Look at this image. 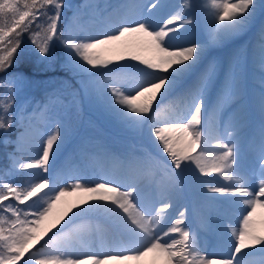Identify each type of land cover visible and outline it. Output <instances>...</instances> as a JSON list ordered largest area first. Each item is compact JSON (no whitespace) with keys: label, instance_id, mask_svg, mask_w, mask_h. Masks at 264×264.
<instances>
[{"label":"snow or ice","instance_id":"snow-or-ice-1","mask_svg":"<svg viewBox=\"0 0 264 264\" xmlns=\"http://www.w3.org/2000/svg\"><path fill=\"white\" fill-rule=\"evenodd\" d=\"M72 7L67 0H0V132L21 129L9 167L0 172V264H141L150 256L151 264H256L253 257L264 256V234L254 224L264 211V32L253 56L260 71L259 140L240 172L234 165H244L241 125L221 123L218 112L226 100L239 98L242 77L234 68L218 79L205 53L264 16V0H179L170 14L162 0H137L114 11L86 0L66 18ZM26 41L44 62L62 47L84 93L105 113L146 132L156 157L130 160L119 175L101 169L86 177L78 166L54 174L67 123L47 104L30 116L23 105L13 110L23 81L10 70ZM128 81L131 87L124 86ZM213 134L217 151L209 153ZM153 162L168 179L154 180L155 194L144 198L138 174ZM20 173L25 182H14ZM181 177L203 199L237 212L235 225L217 229L227 254H209L201 245L188 209L178 206ZM70 196L81 199L55 215ZM99 218L113 226L110 244Z\"/></svg>","mask_w":264,"mask_h":264},{"label":"rangeland","instance_id":"rangeland-1","mask_svg":"<svg viewBox=\"0 0 264 264\" xmlns=\"http://www.w3.org/2000/svg\"><path fill=\"white\" fill-rule=\"evenodd\" d=\"M67 2L73 7L66 9L65 15L66 18H71L73 9L78 5L84 4L86 0H67ZM90 2L97 4L100 8L110 6L108 10L114 11L116 10V6L132 4L137 2V0H90ZM200 2L202 3L203 0H200ZM162 3L169 5L164 12L165 14H170L172 6L179 3V0H162ZM262 23L260 25V39L258 38V40H254L250 38V36H247L245 38H240L235 42H229L226 40L223 44L219 45V48L213 46L215 53L213 57H211V63L215 64L217 67V78L223 80L224 72H226V75H229L234 68H237L241 74V68L239 69L241 58L245 56L244 58L247 63L250 49L256 50L261 43V34L264 32V22ZM199 34L198 30L197 35ZM232 46L233 51L228 52L227 49L232 48ZM57 47L63 50L59 45H57ZM142 55L145 58H150L152 53L145 51ZM228 55L231 57L230 62L227 59ZM252 55L254 56V54ZM63 57L65 70L62 71V73L49 72V76L43 77L36 76L39 72L33 73L32 76L25 75L22 72L15 73L22 78L23 83L16 94L13 110L15 111L17 107L23 105L25 115L30 116L34 109H40L46 104L51 105L57 116L65 121L69 127L68 138L53 164L54 174L59 173L63 169L78 166L81 167L83 171L85 169L87 170V172L84 173L85 176H91L93 171L101 170L102 164L106 169H109L113 174H116L117 167L122 164V169L119 173L121 174L126 171V164L132 160V151L133 156L139 160H144L149 155L156 157V149L150 142L147 133L139 132L130 128L123 122L105 113L96 103H94L90 95L84 93L79 83L80 77L77 73L70 71L66 66L64 50ZM250 66L252 69L249 67L250 71L248 70L247 74L245 72V76L243 75L244 77L242 78V83L244 82V87L242 86L240 94L242 97L239 96L240 98L233 102H231L232 99L226 100L218 112V119L221 123H228L234 120V122L236 121V123L241 125L240 136H243L244 140L241 142L240 147L244 157V164L247 159L253 155L252 144L253 142L258 143L260 127V112L257 103V96L260 87L258 83L260 71L254 65ZM132 85L133 82L128 81L124 86L131 87ZM249 86H252L253 88H249ZM247 89L250 91H247ZM212 90L213 92L216 91L215 89H210L209 92ZM4 91V88L0 87V96H3ZM237 110L239 111L238 114ZM235 113L237 115H235ZM37 124L42 130L45 129V125L39 123V121H37ZM20 131V128L14 127L7 133L0 132V172H3L9 167L8 157L14 150V142ZM113 136H115V140L112 139ZM210 138L208 139L210 145L207 143V150L209 153H213L217 151V149L214 148V139L216 140L215 134L210 136ZM112 140L115 141L113 146L123 151V153L120 154L121 156L114 157L111 154L113 151ZM240 165L241 161L238 160L237 164L234 165V168H239L242 171ZM145 169H147V171L140 176L139 179L141 180L139 181L148 185L147 182L150 180V183L152 184L151 178L160 174L159 171H161V169L155 162L142 170ZM25 176L26 174L20 173L12 177V179L16 183H24ZM202 179L206 178L202 177ZM162 180L167 182L166 176H163ZM218 182L221 184L227 183L219 178ZM179 185L182 189V193L184 189L186 191L185 197L188 198V200H185L183 207L188 209L192 229H195V220L199 215L200 219L208 218L210 221L209 228L203 227L202 230H200L201 236H198L200 243L201 240L208 242L210 236L214 237L218 234V231H216L218 227L223 226L227 219L233 218L232 216H237L232 205L217 203L210 200H204V202L202 200L200 203L197 196L201 199H203V197L200 195V192L189 183V180L186 177H181L179 179ZM146 187L147 186L143 188V192H145L144 190ZM191 198H193V200H191ZM225 199L226 197L217 196L218 201ZM63 202L64 204L61 203V205H58L55 210V215L68 205L67 202L65 203V200ZM196 204H201V206L196 209L194 207ZM234 213H236V215H234ZM209 214L211 217H209ZM254 224L257 231L260 234H264V219H254ZM109 230L108 232L111 233L113 228H110ZM45 239H47V237H45ZM211 246L214 249L224 250L221 241L218 240L213 241ZM253 259L256 264H262V262H264V256H261L258 253Z\"/></svg>","mask_w":264,"mask_h":264},{"label":"bare ground","instance_id":"bare-ground-1","mask_svg":"<svg viewBox=\"0 0 264 264\" xmlns=\"http://www.w3.org/2000/svg\"><path fill=\"white\" fill-rule=\"evenodd\" d=\"M262 22H264V16H257V18L252 22V24L248 27V29L247 30H245L244 32H242L241 34H239V35H237V36H235V37H232V38H230V39H228V41L230 42H235V41H238L240 38H245V37H247V36H250V38H252V39H254V40H258V38H259V35H260V33H261V30H260V25H261V23ZM263 24V23H262ZM260 39V38H259ZM258 42V41H257ZM227 45V44H226ZM230 46V45H229ZM218 48H219V46H217ZM229 48V47H228ZM254 48V47H253ZM228 50V52H231V51H233V46H232V48H229V49H227ZM252 50L253 49H250V51H249V53H248V59H247V63H246V60H245V56H243L242 58H241V62H240V67H239V69L241 68V77L243 78L244 76H245V72H246V74H247V72H248V70L250 71V69H249V67L251 68V66L250 65H254V63H253V55L252 54H254L257 50H258V48L256 49V50H253V53H252ZM214 53H215V49H214V47H210V48H208L207 50H206V53H205V56H206V58H207V62H210L211 63V57H213V55H214ZM227 59L229 60V62L231 61V57H229V55L227 56ZM234 64V63H233ZM228 66H229V63H228ZM227 66V67H228ZM227 67H226V69H227ZM229 68V67H228ZM225 69V70H226ZM252 69V68H251ZM257 69V68H256ZM249 74V73H248ZM218 75V74H217ZM225 75H226V72H224V74H223V78L225 77ZM244 75V76H243ZM227 76V75H226ZM247 76V75H246ZM249 77V76H248ZM258 77V76H257ZM256 77V78H257ZM219 79V78H218ZM253 79H254V77H253ZM221 80V79H220ZM243 81V80H242ZM244 83V82H243ZM243 83H242V85H243ZM254 83H255V81H254ZM256 84V83H255ZM244 87V86H243ZM252 86H249V88H251ZM253 88V87H252ZM213 89H215V88H213ZM247 91H250L249 89H247ZM257 92V91H256ZM249 93V92H248ZM251 95V94H250ZM241 96V95H240ZM242 97V96H241ZM240 98V97H239ZM215 99H216V91L215 92H213V90L212 91H210L209 92V100L210 101H212V102H214L215 101ZM252 99V98H251ZM233 101H236V99L235 100H231V102H233ZM241 103V102H240ZM229 105V104H228ZM249 106V105H248ZM232 108H234V107H232ZM245 108V107H244ZM238 110H237V114H238ZM236 113H235V115H237ZM232 123H236V121L234 122V120H232L231 121ZM243 134V133H242ZM241 134V135H242ZM210 138V137H209ZM113 140H115V136H113V138H112ZM211 139V138H210ZM112 140V146L115 144V141H113ZM244 140V138H243V136H241V142ZM213 141V140H212ZM210 142V141H209ZM212 143V142H211ZM214 143H216V140L214 139ZM209 144V143H208ZM207 144V145H208ZM210 145V144H209ZM121 153H123V151L121 150V149H119V148H115L114 146H113V151H112V155L115 157V156H121L120 154ZM132 153V157L134 158V159H137L135 156H133V151L131 152ZM108 155V154H107ZM123 155V154H122ZM109 157V156H108ZM113 158V157H112ZM123 160V159H122ZM111 161V160H110ZM116 161V160H115ZM119 161V160H118ZM246 163H247V161L245 162V164L243 165V166H241V169H242V171H243V167H246ZM121 166L122 165H119L118 166V171L116 172L118 175H119V172H120V168H121ZM101 169H106L104 166H103V164H102V168ZM107 170H109V169H107ZM110 171V170H109ZM147 171V169H145V170H141L140 171V173L138 174V180H141V179H139L140 178V176L141 175H143L145 172ZM237 171L238 172H240L241 170L239 169V168H237ZM84 173L85 172H87V170L85 169L84 171H83ZM159 173L160 174H157L155 177H152V181H154V180H161L162 178H163V176H165L164 175V172L161 170V171H159ZM86 177H90V176H87L86 175ZM168 178L166 177V180H167ZM206 179H211V178H206ZM217 180H218V178H217ZM140 182V184H141V187H142V195H144V198H151L153 195H154V193H153V190H155L156 189V185L154 184L153 185V183L151 184V185H149V183L150 182H147L148 183V185H146V184H144V183H142V181H139ZM145 186H147L146 188H145V192H143V188L145 187ZM183 193L180 191V195H179V203H178V206H180V205H182L183 206V202H184V200L182 199V197H183V195H182ZM80 199H81V197H79V196H70V197H66L65 198V203L67 202L68 203V205H66L62 210L60 209V208H62V207H60L59 209L61 210V211H59L58 212V214H57V216L67 207V206H69V205H71V204H73V203H77V202H79L80 201ZM197 199H199V201H200V203H201V201L203 200V202H204V200L205 199H201V198H199L198 196H197ZM180 200H182V201H180ZM61 203H63L64 204V202L62 201ZM61 205V204H60ZM201 206V204L200 205H194V207L196 208V209H198L199 207ZM170 212H172V214L173 215H175V213L173 212V210H169ZM237 213V212H236ZM236 213H234V215H236ZM210 215V214H209ZM238 215V214H237ZM209 217H211V215L209 216ZM233 218H229V219H227L225 222H224V225H226V224H228V223H232L233 225H235V223H236V219H237V216H232ZM254 219H256V220H263L264 219V211H260V210H258V212H257V214H256V216L254 217ZM96 223H98L99 225H100V227L102 228V229H104V231H105V233H108V229L109 228H111V227H113L112 225H110L109 223H107L106 221H104L102 218H99L97 221H95ZM223 225V226H224ZM209 226H210V221H209V219L208 218H203V219H200V215L196 218V220H195V229H194V231H197L198 232V236H201L200 235V230H202V228L203 227H206V228H209ZM219 228V227H218ZM217 231V230H216ZM218 234H216V236H214V237H212V236H210V239L208 240V242H205L204 240H201V243H202V246L208 251V253L209 254H212V253H215V254H221V253H223V254H227V252L225 251V250H219V249H214V248H212V242L213 241H215V240H218V241H221V239H220V235H219V232H217ZM259 233V232H258ZM105 243H106V245L107 244H110L111 243V237L110 236H108L107 234H105ZM153 259V257H148V258H146L145 259V261H143V262H141V264H151V260Z\"/></svg>","mask_w":264,"mask_h":264},{"label":"trees","instance_id":"trees-1","mask_svg":"<svg viewBox=\"0 0 264 264\" xmlns=\"http://www.w3.org/2000/svg\"><path fill=\"white\" fill-rule=\"evenodd\" d=\"M22 49L23 51L20 52L17 63L14 66V68L17 70H21L27 73H29L31 69L49 70L51 68L59 67V64L61 63V58H57V60L52 58L50 61L44 62L43 58L39 56V54L27 41L22 45Z\"/></svg>","mask_w":264,"mask_h":264}]
</instances>
